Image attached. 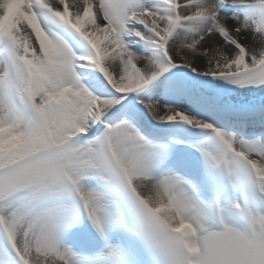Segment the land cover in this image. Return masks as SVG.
<instances>
[{
    "label": "snow or ice",
    "instance_id": "obj_1",
    "mask_svg": "<svg viewBox=\"0 0 264 264\" xmlns=\"http://www.w3.org/2000/svg\"><path fill=\"white\" fill-rule=\"evenodd\" d=\"M0 264H264V0H0Z\"/></svg>",
    "mask_w": 264,
    "mask_h": 264
}]
</instances>
